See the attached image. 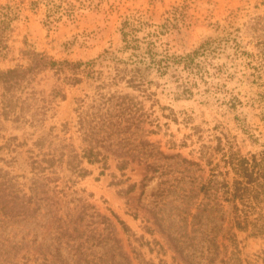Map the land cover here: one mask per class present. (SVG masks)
Instances as JSON below:
<instances>
[{
	"label": "rangeland",
	"instance_id": "374dc122",
	"mask_svg": "<svg viewBox=\"0 0 264 264\" xmlns=\"http://www.w3.org/2000/svg\"><path fill=\"white\" fill-rule=\"evenodd\" d=\"M32 1L0 0V5L11 3L19 12L9 38L10 52L0 57L2 69L27 64L20 51L25 41L56 59L88 60L105 49L120 46V26L127 16H142L160 23L174 15L177 27L168 36L172 49L183 53L205 41L221 39L222 43L217 45L221 47L213 51L212 61L223 65L224 71L230 73V77L221 78L224 86L214 77L210 88L206 89L207 85L201 83L190 96H180L179 89L169 78L162 80L163 86L152 98L122 83L110 87L128 92L142 103L146 112L145 129L156 130L146 138L158 142L166 153L180 155L161 158L155 171L146 168L154 157L144 156L132 162L124 172L116 167L117 160L112 155L110 168L104 174H100L101 164L85 163L91 173L76 182L68 181L69 172L62 169L59 186L65 189V195L61 196L64 211L74 208L69 218L75 219L85 209V218L76 220L78 230L71 229L77 244H82L72 249L66 247L67 244L63 246V255L70 263L264 264V235L231 229L230 217L227 215L221 221L220 212L213 206L219 201L218 195L205 197L200 192L202 183L214 174L222 179L226 171L222 151L213 149L217 144L215 136H222L223 143L229 138L246 155L264 149V81L260 84L251 76L242 75L243 56H236L232 42L222 40L223 33L218 30V24L230 22L233 35L240 36L247 49L256 51L255 42L259 38L264 40V31H255L253 18L261 15L264 20V0H88L84 7L76 10L73 18L64 15L59 21H51L55 11L50 13L46 2ZM59 83L51 70L34 79L31 86L37 91L39 103L47 107L46 113L42 111L39 115V121L16 122L1 118L0 168L8 171L7 176L17 175L20 182L31 176L29 156L33 149L39 152L34 141L41 136L46 141L44 151L65 143L80 150L77 100L86 93L93 94L95 88L86 81L75 86L66 84V98L62 99L52 96V90ZM231 95L241 100L236 106L226 103ZM35 108L36 104L28 112L29 119ZM13 136L18 139H10ZM202 144L210 146L206 148L210 163L201 159ZM145 176L146 185L142 187ZM132 183L137 186L129 191ZM210 198L212 210L205 207ZM225 209L229 210L228 203ZM114 213L129 225L130 233L123 231ZM103 215L112 223L108 224ZM74 224L71 222V226ZM222 224L228 225L227 230L221 229ZM48 225L42 228L38 242V245L43 243V250L51 242L49 231L53 228ZM112 237L119 239L120 250L114 248ZM76 249L79 251L74 254ZM80 251L84 252L82 259H79ZM38 254L39 248L33 247L28 264H36Z\"/></svg>",
	"mask_w": 264,
	"mask_h": 264
},
{
	"label": "trees",
	"instance_id": "16d2710c",
	"mask_svg": "<svg viewBox=\"0 0 264 264\" xmlns=\"http://www.w3.org/2000/svg\"><path fill=\"white\" fill-rule=\"evenodd\" d=\"M40 1L46 2L50 13L55 11L51 21H59L64 15L73 18L76 10L84 7L88 0H33L32 3ZM18 16L19 12L15 5L11 3L0 5L2 58L10 52L9 38ZM262 18L261 15L253 18L255 31L258 33L264 31ZM174 19V15H169L162 22L153 23L142 16H127L120 26V46L113 50L105 49L97 57L88 60L56 59L44 51L36 50L25 41V46L20 51L27 64H17L7 69L0 68V121L29 120L32 123L40 120L39 115L42 111L46 113L47 107L39 103L37 91L31 85L37 75L46 70L53 71L60 80L52 90L53 97L65 99L66 84L75 86L86 81L95 88L93 94L86 93L77 100L75 110L78 113V130L82 140L80 150L72 144L65 143L59 148L44 151L46 141L41 136L34 141L39 152L31 150L29 165L32 174L26 177L25 182H20L17 175L7 176L8 171L0 168V264H28L33 247L39 248V254L35 256L36 264H71L63 255V246L70 244L71 241H74L72 245L66 247L79 248L82 244H77L76 235L72 234L71 229L78 230L76 220L79 218L82 221L85 218L83 214L85 209L83 208L75 219L69 218L74 214L72 213L74 208L64 211L61 196L65 195V189L59 186L62 169L69 172L68 181L76 182L91 173L85 163L101 164L100 174H104L110 168L109 160L112 155L117 160L116 167L122 172L132 162L139 161L144 156L154 157L152 162H147L146 168L155 171L159 166L157 161L161 158L180 155L168 154L158 142L146 138V135L155 133L156 130L145 129L143 119L146 112L135 96L119 88L110 89L122 83L152 98L157 94V89L163 86L164 78H169L175 84L180 96L193 95L195 87H199L201 83L207 85L206 89L210 88L214 77L219 78L218 84L224 86L221 78L230 77V73L224 71L223 65H216L212 61L215 55L213 51L221 47V44L217 46L218 43H222L221 39L208 40L187 52L178 53L172 49L168 40V36L177 27ZM231 27L230 22L218 24L219 32L223 33L222 40L226 42L230 40L236 56H243L245 70L242 75L251 76L253 81L263 84L264 40L257 39L254 45L257 50L250 51L243 45L240 36L233 35ZM231 34L233 36H230ZM240 101L238 96L231 95L226 103L236 106ZM35 104L36 108L30 114V120L28 112ZM215 137L217 144L213 149L222 151L226 171L222 173L224 175L222 179L214 174L212 178L202 183L200 192L205 197L218 195L219 201H215L213 206L220 212L221 221L225 220L227 215L230 217L231 229L249 231L252 235L262 236L264 149L246 155L226 136L225 143L222 136ZM10 139L17 140L18 137L13 136ZM208 147L210 146L202 144L200 155L201 159H206V162L210 163V153L206 150ZM187 161L200 163L194 160ZM146 178L147 176L141 181L142 187L146 185ZM136 186L137 183H132L128 190L132 191ZM227 203L228 211L225 209ZM211 206L210 198L205 202V207L212 210ZM113 215L122 225L123 231L130 233L129 225L118 214ZM103 217H106L105 221L108 224L112 223L108 216ZM71 222L75 224L71 226ZM48 224L53 228L49 231L51 242L49 247L43 250V243L40 242L38 245V242L42 228ZM227 226L222 224L221 229L227 230ZM232 235L236 236L233 231ZM112 240L114 248L120 250L119 239L112 237ZM77 251L79 250L76 249L74 254H77ZM83 254L84 252L80 251L79 259H82ZM121 254L124 256V253ZM114 255L115 253L112 254ZM143 263L153 264L149 261Z\"/></svg>",
	"mask_w": 264,
	"mask_h": 264
}]
</instances>
